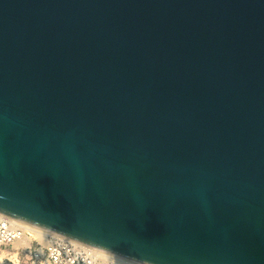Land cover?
<instances>
[{"label": "water", "instance_id": "water-1", "mask_svg": "<svg viewBox=\"0 0 264 264\" xmlns=\"http://www.w3.org/2000/svg\"><path fill=\"white\" fill-rule=\"evenodd\" d=\"M0 213L264 264V0H0Z\"/></svg>", "mask_w": 264, "mask_h": 264}, {"label": "built area", "instance_id": "built-area-1", "mask_svg": "<svg viewBox=\"0 0 264 264\" xmlns=\"http://www.w3.org/2000/svg\"><path fill=\"white\" fill-rule=\"evenodd\" d=\"M0 264L142 263L0 213Z\"/></svg>", "mask_w": 264, "mask_h": 264}, {"label": "bare ground", "instance_id": "bare-ground-1", "mask_svg": "<svg viewBox=\"0 0 264 264\" xmlns=\"http://www.w3.org/2000/svg\"><path fill=\"white\" fill-rule=\"evenodd\" d=\"M3 253H6V252H3Z\"/></svg>", "mask_w": 264, "mask_h": 264}]
</instances>
